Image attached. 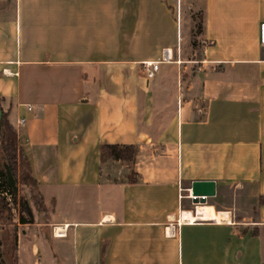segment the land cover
I'll return each instance as SVG.
<instances>
[{
  "label": "crops",
  "instance_id": "0c3cea01",
  "mask_svg": "<svg viewBox=\"0 0 264 264\" xmlns=\"http://www.w3.org/2000/svg\"><path fill=\"white\" fill-rule=\"evenodd\" d=\"M263 22L264 0H0V108L51 206L32 264H264ZM103 144L135 162L103 167Z\"/></svg>",
  "mask_w": 264,
  "mask_h": 264
},
{
  "label": "rangeland",
  "instance_id": "374dc122",
  "mask_svg": "<svg viewBox=\"0 0 264 264\" xmlns=\"http://www.w3.org/2000/svg\"><path fill=\"white\" fill-rule=\"evenodd\" d=\"M197 22L200 21V16H197ZM198 34H193L191 38V43L196 46L199 42L196 38ZM149 78V77H148ZM150 80L153 81V77H150ZM1 133V132H0ZM16 163V184H17V192L15 193V199L9 195L6 190L0 189V260L1 264H15L16 258V250H14L13 246V238L18 237L21 233L22 240L20 242V256L23 259L22 264H32L31 257V249L30 244L28 242V237L30 236V232L27 234L22 233L25 228L30 226L28 220L30 219V214L28 211H31L33 218L35 217L37 220H43L46 215L51 213L50 205L46 206L41 205L39 197L35 194L34 186L30 181L24 180L22 174H27L26 163L23 159L18 158ZM110 158L105 157L102 160L103 167H109ZM3 162H6L1 141H0V169H4ZM123 162V161H122ZM126 164L125 162H123ZM182 194V197H179V202L185 197V193L183 191H179ZM242 192L237 191L234 187H229L226 191V195L223 198L226 199V202L229 203L232 207H236V214L238 217H242L243 215H251L255 213V207H251L249 205L242 206L240 200ZM208 200V199H206ZM242 201V200H241ZM206 202L194 203V206L205 205ZM236 203V204H234ZM184 205H192L190 201H186ZM20 220H24V223H20ZM39 230V246L41 249L44 248L43 251H47L48 247L45 245L46 235L42 234L39 228H35ZM43 243V245H41ZM44 259V257H43Z\"/></svg>",
  "mask_w": 264,
  "mask_h": 264
},
{
  "label": "trees",
  "instance_id": "16d2710c",
  "mask_svg": "<svg viewBox=\"0 0 264 264\" xmlns=\"http://www.w3.org/2000/svg\"><path fill=\"white\" fill-rule=\"evenodd\" d=\"M202 28L201 20L196 22V33L199 34ZM0 141L2 150L6 159V163L9 166V169L14 176L15 180L18 178L16 175V163L17 159L21 157L26 163L27 167V174H22V179L30 181L34 186L35 194L39 197L41 205H43L42 196L37 190V184L34 178L31 175V168L30 164L25 157L23 150L21 149L18 139H17V132L15 128L9 123L5 114L2 113V118L0 120ZM137 153V147L134 145H118V144H103L100 148V155L101 161L105 159V157L110 158L111 160L116 161H123L127 164H133L135 162ZM132 173V171H131ZM130 181H133L131 177H129ZM0 189L6 190L9 195H11L15 199V193L13 190L8 186L6 181V174L5 170L0 169ZM13 246L14 250L17 248V238H13ZM0 260V264H1ZM16 264V260H15Z\"/></svg>",
  "mask_w": 264,
  "mask_h": 264
},
{
  "label": "water",
  "instance_id": "95a60500",
  "mask_svg": "<svg viewBox=\"0 0 264 264\" xmlns=\"http://www.w3.org/2000/svg\"><path fill=\"white\" fill-rule=\"evenodd\" d=\"M261 42L264 43V22L261 25ZM2 118V110L0 108V120ZM3 167L5 169L6 181L8 186L13 190L14 193L17 192V184L14 176L12 175L9 166L6 162H3ZM190 197L194 203H203L206 201L207 197L215 196L216 194V184L214 180H193L191 181ZM24 220H20V223H24Z\"/></svg>",
  "mask_w": 264,
  "mask_h": 264
},
{
  "label": "built area",
  "instance_id": "2783aa9c",
  "mask_svg": "<svg viewBox=\"0 0 264 264\" xmlns=\"http://www.w3.org/2000/svg\"><path fill=\"white\" fill-rule=\"evenodd\" d=\"M204 45H206V44H204ZM170 60H172V56H171L170 50L169 49H164L162 51L161 58L159 60L145 63V66L147 67V76L151 77L153 75V73L157 70L158 65L160 64V62H166V61H170ZM28 109L30 110L31 107L28 106ZM24 122H25V118L24 117H20L17 120V123L19 125L23 124ZM176 226H177V224L169 223L167 225V227H166V234L168 236L174 235L175 234V230H176ZM53 233H54L55 236H59V237L64 236L66 234V228H65V226L55 227V229L53 230Z\"/></svg>",
  "mask_w": 264,
  "mask_h": 264
},
{
  "label": "flooded vegetation",
  "instance_id": "af4514ba",
  "mask_svg": "<svg viewBox=\"0 0 264 264\" xmlns=\"http://www.w3.org/2000/svg\"><path fill=\"white\" fill-rule=\"evenodd\" d=\"M30 213V211H28Z\"/></svg>",
  "mask_w": 264,
  "mask_h": 264
}]
</instances>
